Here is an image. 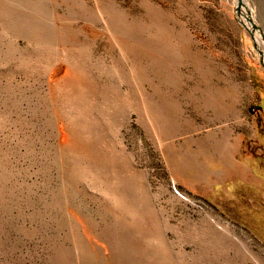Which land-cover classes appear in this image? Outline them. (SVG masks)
Listing matches in <instances>:
<instances>
[{
    "label": "rangeland",
    "instance_id": "rangeland-1",
    "mask_svg": "<svg viewBox=\"0 0 264 264\" xmlns=\"http://www.w3.org/2000/svg\"><path fill=\"white\" fill-rule=\"evenodd\" d=\"M235 3L0 0V264H264V22Z\"/></svg>",
    "mask_w": 264,
    "mask_h": 264
},
{
    "label": "bare ground",
    "instance_id": "bare-ground-1",
    "mask_svg": "<svg viewBox=\"0 0 264 264\" xmlns=\"http://www.w3.org/2000/svg\"><path fill=\"white\" fill-rule=\"evenodd\" d=\"M256 3H257V5H259L258 6V9H257V11H254V10H252L250 7H248L247 5H246V0H236V3H235V5L237 6V8H238V10H239V13H240V17L243 19H246L247 20V22H248V24L251 26L250 28H251V31H253V29H254V22L255 21H257L256 20V15H257V13L259 14V16H260V18H261V20L264 22V0H256ZM249 17H251V19L249 18ZM252 19H253V21H252ZM255 20V21H254ZM247 24V23H246ZM254 32H255V29H254ZM136 182V181H135ZM137 187V186H136ZM121 189V188H120ZM127 193V192H126ZM134 196V195H133ZM132 196V197H133ZM124 197V196H123ZM128 197V196H127ZM129 198V197H128ZM136 198V197H135ZM133 199V198H132ZM139 206V205H138ZM106 234V233H105ZM118 236V235H117ZM117 248V247H116ZM118 255V254H117ZM148 256H149V253H148ZM151 256H154V255H151L150 254V256L149 257H151ZM154 257H156V256H154ZM136 260V259H135ZM168 262V261H167ZM129 263H131V262H129ZM146 263H147V261H146ZM150 264V263H149ZM160 264V263H159Z\"/></svg>",
    "mask_w": 264,
    "mask_h": 264
},
{
    "label": "crops",
    "instance_id": "crops-1",
    "mask_svg": "<svg viewBox=\"0 0 264 264\" xmlns=\"http://www.w3.org/2000/svg\"><path fill=\"white\" fill-rule=\"evenodd\" d=\"M264 155V153H263ZM264 170V169H263ZM261 181H263V176L262 175H258L257 180L255 181L258 185H260Z\"/></svg>",
    "mask_w": 264,
    "mask_h": 264
}]
</instances>
